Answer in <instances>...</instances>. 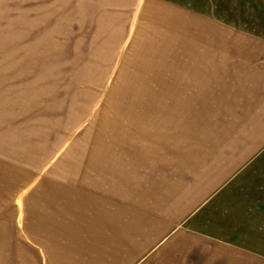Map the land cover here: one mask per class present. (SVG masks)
<instances>
[{"label": "rangeland", "instance_id": "374dc122", "mask_svg": "<svg viewBox=\"0 0 264 264\" xmlns=\"http://www.w3.org/2000/svg\"><path fill=\"white\" fill-rule=\"evenodd\" d=\"M256 37L264 0H0V264L27 249L29 192L76 189L70 176L93 144L116 145L124 165L149 137L199 141L201 122L231 104ZM218 213L243 217L237 206ZM253 218L234 237L223 225L196 232L208 240L171 245L168 260L156 248L147 264H264V153ZM213 243L201 255L214 261H181ZM254 250L260 262H242Z\"/></svg>", "mask_w": 264, "mask_h": 264}, {"label": "crops", "instance_id": "0c3cea01", "mask_svg": "<svg viewBox=\"0 0 264 264\" xmlns=\"http://www.w3.org/2000/svg\"><path fill=\"white\" fill-rule=\"evenodd\" d=\"M250 58L245 78L230 85L235 90L228 108L209 124L201 122L199 141L149 137L140 149L127 150L124 165H118L116 145L95 143L98 153L88 154L83 173L80 168L70 176L76 189L31 190L27 249L6 264H147L156 248L168 260L171 245L198 247L206 237L196 232L213 237L223 225L231 231L226 237H234L250 230L245 225L251 215L256 223V158L264 153V37H256ZM220 205L241 207L243 217L222 216ZM211 247L189 251L181 261H214L201 255L222 246ZM257 253L242 262H260Z\"/></svg>", "mask_w": 264, "mask_h": 264}]
</instances>
